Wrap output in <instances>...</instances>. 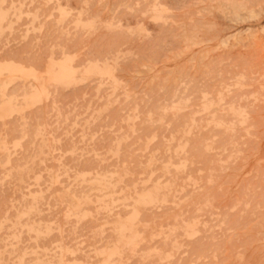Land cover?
Wrapping results in <instances>:
<instances>
[{
    "label": "rangeland",
    "instance_id": "1",
    "mask_svg": "<svg viewBox=\"0 0 264 264\" xmlns=\"http://www.w3.org/2000/svg\"><path fill=\"white\" fill-rule=\"evenodd\" d=\"M10 59L43 81L70 62L33 101L20 92L31 74L4 87L0 264H99L114 214L158 182L167 201L142 206L138 240L113 264H264V0H0ZM3 71L0 83L14 75ZM228 104L244 121L221 110L226 132L208 117ZM195 185L211 203H193Z\"/></svg>",
    "mask_w": 264,
    "mask_h": 264
},
{
    "label": "bare ground",
    "instance_id": "2",
    "mask_svg": "<svg viewBox=\"0 0 264 264\" xmlns=\"http://www.w3.org/2000/svg\"><path fill=\"white\" fill-rule=\"evenodd\" d=\"M11 57V56H10ZM67 61V63H61V62H58L56 65H53V63H51V68H52V72L53 73H55V74H57L58 73V75L56 76L55 74L54 75H48L46 78L47 79H45V81L46 82H50V81H54V80H60V77H59V75H62L63 74V72H64V69L66 68V66L68 65V62H70V59H67L66 60ZM24 64V63H23ZM21 62H16L15 60H13V59H10V60H8V61H5L3 64H0V74L1 73H3L4 71L3 70H8V72H12V73H14V75L13 76H8L7 75V77H6V79H2L1 80V83H0V95H2V97H3V100L5 101L4 103H1V105H0V108L2 107V108H4V109H12L13 108V99H12V96L11 95H7L6 94V92L7 91H5V89H4V87H5V85H6V82L8 81V80H10L11 78H13L14 76L16 77V75H20L21 77H23L24 75L26 76V75H29V74H31V76H32V81H29V82H26V83H23V85L22 86H25L27 89H23V91H20V92H22V98H23V100H24V102H28V101H33L34 99H38V98H40L41 96H42V94H44L45 93V85H44V83H45V81H43V76L42 75H40L39 73H37V72H35L34 71V69H32V68H25L24 66L25 65H23ZM96 67V66H95ZM94 68V67H93ZM92 68V69H93ZM57 70V72H55L54 70ZM95 69V68H94ZM104 67H97V69H96V71H98V72H103L104 71ZM25 70H27V71H25ZM7 72V73H8ZM26 72V73H25ZM5 73V72H4ZM12 75V74H11ZM30 76V75H29ZM30 76V77H31ZM20 87V86H19ZM199 87V86H198ZM202 91V90H201ZM13 92V91H12ZM10 93V92H9ZM8 93V94H9ZM19 93V92H18ZM11 94H13V93H11ZM17 94V93H16ZM237 105V104H236ZM177 106V105H176ZM241 106V105H240ZM207 107H209L208 105L206 106V105H204V108L206 109ZM215 108H217V107H215ZM215 108H209V109H212V110H214ZM219 112H221V113H218V114H216V113H212L211 114V118H210V116L208 117V119H210V121H212L214 124H216V125H221L222 126V131H226V132H229L230 131V129L232 128V126H230V124H229V122H228V124H227V118H226V116L224 117L223 116V113H224V111H226V112H228V110L229 111H231V112H233V113H235L236 114V116L237 117H239V119H240V121H244L243 120V118H242V116H241V114H242V112H241V110H239V109H236V107H234V105H231V104H228L227 106H223V105H220L219 107ZM221 110H224L223 112L221 111ZM39 111H40V109H39ZM207 111V110H206ZM212 112V111H211ZM210 112V113H211ZM1 114V113H0ZM152 114V113H151ZM178 115V114H177ZM229 115V114H228ZM244 116V115H243ZM187 117V116H186ZM192 116H190V118H191ZM234 117V116H233ZM237 117H234V118H236V119H238ZM244 117H246V116H244ZM195 118V117H194ZM230 118V117H229ZM184 120H185V118H184ZM194 120H196V119H194ZM225 120H226V122H225ZM231 120V119H230ZM189 121V120H188ZM191 121V120H190ZM193 121V120H192ZM209 121V122H210ZM182 122V121H181ZM186 122H187V120H186ZM198 122V121H197ZM183 123H184V121H183ZM188 123V122H187ZM188 124H190V123H188ZM195 124V123H194ZM194 124H192L194 127H195V125ZM199 125L201 124V123H198ZM197 123H196V125H198ZM212 124V123H211ZM191 125V126H192ZM148 126V125H147ZM146 126V127H147ZM173 126V125H172ZM149 129V128H148ZM194 132V131H193ZM210 132V131H209ZM229 134V133H228ZM196 137V136H195ZM228 137V136H227ZM197 138V137H196ZM192 139V138H191ZM195 139V138H194ZM230 139V138H229ZM187 141H188V139H186ZM196 140V139H195ZM231 140V139H230ZM192 141H194V140H192ZM197 141H200V139H198L197 138V140L195 141V143H197ZM217 140H214V142H216ZM225 141H227V140H225ZM189 142V141H188ZM201 142V141H200ZM211 142H213V141H209V143L208 144H206V143H204V144H206V148H209V147H212V146H215L216 144H218V142H216V144L215 145H212V143ZM21 143V142H20ZM191 143V142H190ZM193 142H192V146H193ZM199 144V143H198ZM197 144V145H198ZM201 144H202V142H201ZM203 144V145H204ZM21 145V144H20ZM221 146H222V144H220ZM220 145H219V147H220ZM224 145V144H223ZM200 146V145H199ZM198 146V147H199ZM218 146V145H217ZM191 147V146H190ZM193 147H196V145H194ZM4 148V147H3ZM205 148V147H204ZM193 149V148H192ZM184 151H185V149H183ZM188 150V149H187ZM196 150V152H197V148L195 149ZM183 151V152H184ZM195 152V153H196ZM194 155V154H193ZM226 156V155H225ZM213 159V158H212ZM211 160V159H210ZM81 162V161H80ZM19 165V164H18ZM224 165V164H223ZM201 167V166H200ZM195 170H196V168H195ZM117 171V170H116ZM209 175V174H208ZM212 176V175H211ZM85 178V177H84ZM96 179V181H97V183H99V184H104V182H103V180L102 179H100L99 177L98 178H95ZM109 180V179H108ZM163 180V179H162ZM109 182V181H108ZM111 182V181H110ZM95 183V182H94ZM176 184V183H175ZM106 185V184H105ZM163 184H159V182L158 183H153V185L152 186H150V187H148V188H145V189H142V190H140V191H136L135 189V192H136V195H133L132 197H133V200H132V203H131V209H130V212H127L128 214H127V216H122L119 212H116L115 214H114V219H113V222H114V224H113V230H114V232H115V234H114V236H113V240H112V244L107 248V249H104V250H101V251H99V253L101 254V256H102V258H101V262L99 263V264H113V262H114V260L116 259V256L118 257H120L121 256V253H123L122 251H124L123 249L124 248H126V247H128V248H133V246H135L134 244L136 243V240H138V237H139V234H138V231H137V229H136V225L138 224L139 225V223H140V225H141V223H143V219H142V217L140 216V214H141V212H143V211H141V208H143L142 206H147V204H152V203H154V201H167V198H166V196L162 193V190L160 189L161 188V186H162ZM174 185V184H173ZM172 185V186H173ZM96 186H98V185H96ZM171 186V187H172ZM196 186V191H195V195L193 194V196H194V200H193V203H196V202H194V201H200V199L201 200H207L208 202L207 203H211L208 199H207V196H210V191H208V190H202V189H198V187H197V185H195ZM194 186V187H195ZM199 187H200V185H198ZM99 187V186H98ZM98 187H96V188H98ZM176 187V185H174V187L173 188H175ZM193 187V186H192ZM36 188V187H35ZM55 188V187H54ZM59 188V187H58ZM102 189L103 188V186L102 187H99V189ZM164 188V187H163ZM179 188V187H178ZM177 187H176V189H178ZM100 189V190H101ZM57 190V189H56ZM174 190V189H173ZM65 191H66V193L67 194H69L70 195V198L72 199V204H71V209L72 210H75V209H78V207L80 206V203H81V201H82V199H80V197H82V196H78V194H75V192H73V191H71L70 189H68V188H66L65 189ZM164 191H167V189L166 190H164ZM172 191V190H171ZM23 192V191H22ZM169 193V192H168ZM192 193H194V192H192ZM167 194V193H166ZM202 195V196H201ZM87 196V195H86ZM171 196H172V194H171ZM190 196V195H189ZM201 196V198L200 199H198L199 197ZM205 198H204V197ZM85 197V196H84ZM83 197V198H84ZM191 197V196H190ZM203 197V198H202ZM213 197V196H212ZM33 198H34V196H33ZM99 198V197H98ZM100 200L102 199V198H99ZM192 199H193V197H192ZM196 199V200H195ZM188 200H190V198H188ZM187 200V201H188ZM169 201V200H168ZM175 201V200H174ZM192 202V201H191ZM204 202V201H203ZM177 203H179L178 201H177ZM206 203V202H205ZM149 206V205H148ZM151 206V205H150ZM180 207V205H177V207ZM197 206H199V204L198 205H196V207ZM178 207V208H179ZM195 207V206H194ZM193 207V208H194ZM19 208V207H18ZM35 208V204L34 203H30L29 204V207H28V210H30V209H34ZM87 208V207H86ZM168 208V207H167ZM114 211V210H113ZM162 211H164V210H162ZM167 211V210H166ZM24 212V211H23ZM74 212V211H73ZM194 212V211H193ZM126 213V212H125ZM162 213V212H161ZM165 213V212H164ZM167 214H168V212H166ZM144 214V213H143ZM148 214V213H147ZM174 214V213H173ZM178 214V213H177ZM169 215H171V214H169ZM175 216V215H174ZM178 216V215H177ZM186 216V215H185ZM146 216H144V218H145ZM146 219V218H145ZM183 219V218H182ZM185 219V218H184ZM190 219V218H189ZM143 220V221H142ZM181 222L182 220L180 219V220H176V222ZM186 221V220H185ZM15 223H17V220L15 221ZM144 224V223H143ZM176 224H178V223H176ZM175 224V225H176ZM182 224V223H181ZM194 224H195V221L194 222H192V221H186L185 222V224H183L182 225V228H183V231L186 233V234H193L195 231H197L196 230V227H194ZM27 230H29V231H31V230H36V231H38V228L37 227H34V225L33 224H28L27 226ZM180 228V227H179ZM142 228H140V230H141ZM182 230V229H181ZM260 231H261V229H260ZM167 234H168V232H166ZM164 234V233H163ZM166 234V235H167ZM15 236H16V234H14ZM142 236V235H141ZM168 236V235H167ZM166 236V237H167ZM17 237V236H16ZM143 237V236H142ZM148 237V236H147ZM162 237H165V236H163L162 235ZM161 237V238H162ZM178 241V240H177ZM185 241V240H184ZM162 242V241H161ZM190 242V241H189ZM195 242V241H194ZM5 243H7V242H5ZM11 243V242H10ZM39 243V242H38ZM37 243V244H38ZM196 243V242H195ZM163 244V243H162ZM199 247V246H198ZM60 248H61V250H60V252H62L64 249H63V247H61L60 246ZM196 248V247H195ZM195 248H194V251H195ZM12 250H15V248H11ZM184 249V248H183ZM197 249V248H196ZM187 251H188V249H187ZM200 250H198V252H199ZM189 252V251H188ZM201 252V251H200ZM202 252H203V250H202ZM201 252V253H202ZM99 254V255H100ZM63 255V253H60V257H58L57 259V261H56V264H64V261H66V259L65 258H63L62 259V256ZM195 255H196V252H195ZM64 260V261H63ZM119 260V259H118ZM117 260V261H118ZM184 260V259H183ZM41 261H42V259H41ZM45 261V260H44ZM49 261V260H48ZM19 263L18 264H20V259H19V261H18ZM54 262V261H53ZM83 262V261H82ZM184 262V261H183ZM47 263V262H46ZM45 263V264H46ZM184 264H185V262H184Z\"/></svg>",
    "mask_w": 264,
    "mask_h": 264
}]
</instances>
